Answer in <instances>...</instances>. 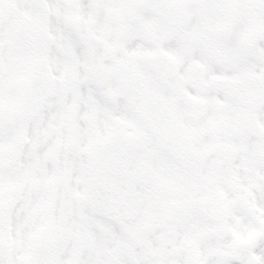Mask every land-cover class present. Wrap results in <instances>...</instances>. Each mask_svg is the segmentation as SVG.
<instances>
[{
    "label": "snow or ice",
    "instance_id": "6c2138e0",
    "mask_svg": "<svg viewBox=\"0 0 264 264\" xmlns=\"http://www.w3.org/2000/svg\"><path fill=\"white\" fill-rule=\"evenodd\" d=\"M0 264H264V0H0Z\"/></svg>",
    "mask_w": 264,
    "mask_h": 264
}]
</instances>
